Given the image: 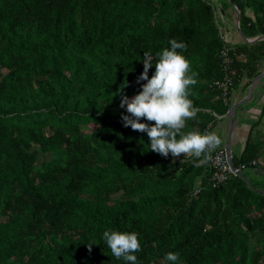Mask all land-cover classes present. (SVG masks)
Returning a JSON list of instances; mask_svg holds the SVG:
<instances>
[{
    "label": "trees",
    "instance_id": "trees-1",
    "mask_svg": "<svg viewBox=\"0 0 264 264\" xmlns=\"http://www.w3.org/2000/svg\"><path fill=\"white\" fill-rule=\"evenodd\" d=\"M232 3L242 36L263 37L264 0H0V264H126L105 229L137 231L140 264H168L170 250L184 264H264V173L252 166L264 145L248 140L232 157L242 174L213 188L211 160L148 150L121 119L122 97L146 82L144 51L174 37L197 73L185 130L212 131L232 106L213 86L223 46L234 87L264 64V39H222Z\"/></svg>",
    "mask_w": 264,
    "mask_h": 264
},
{
    "label": "clouds",
    "instance_id": "clouds-1",
    "mask_svg": "<svg viewBox=\"0 0 264 264\" xmlns=\"http://www.w3.org/2000/svg\"><path fill=\"white\" fill-rule=\"evenodd\" d=\"M169 44L170 47L162 48L155 55L144 51L143 71L137 77V83L146 82L133 97H122L120 107L126 108V112L121 113V119L124 126L147 133L148 150L165 157L171 154L174 158L181 153L185 154L184 158L191 154L199 158L194 160L199 165L212 159L221 138L214 131L185 130L187 121L197 117L198 109L190 98V86L197 83V73L190 71V61L178 51L185 49L186 43L172 37ZM153 65L154 71L149 77ZM151 121L154 123H149ZM139 236L137 231L117 229H105L102 233L112 254L126 264H140L136 255L142 249ZM164 260L168 264H184L177 251H167Z\"/></svg>",
    "mask_w": 264,
    "mask_h": 264
},
{
    "label": "crops",
    "instance_id": "crops-1",
    "mask_svg": "<svg viewBox=\"0 0 264 264\" xmlns=\"http://www.w3.org/2000/svg\"><path fill=\"white\" fill-rule=\"evenodd\" d=\"M227 18L228 17L225 19ZM221 21L224 23L222 19ZM227 22H229L228 19ZM231 24L237 26V16L234 17ZM231 42L238 43L232 40ZM263 72L264 64L262 73ZM241 85L244 86V84ZM234 89L232 91V106L236 105L233 118L234 121H231L229 117L223 116L219 119L216 126H214L215 129L213 128L212 131L216 132L221 138V144L217 148L228 146L233 156L241 157L248 140L249 143L252 142L255 145H264V77L260 79L254 87L251 84L248 88H244L237 93H234ZM249 105H252L253 111L248 110ZM258 128H260V133L256 131ZM236 130H238V136L243 133V141L240 143L241 140L238 138L240 142L234 145L231 135L232 132ZM261 151L259 161H255L256 163H253L252 166H259L261 170L260 173H264L262 169V165H264V147H262ZM259 174L255 175L258 176Z\"/></svg>",
    "mask_w": 264,
    "mask_h": 264
},
{
    "label": "built area",
    "instance_id": "built-area-1",
    "mask_svg": "<svg viewBox=\"0 0 264 264\" xmlns=\"http://www.w3.org/2000/svg\"><path fill=\"white\" fill-rule=\"evenodd\" d=\"M228 36H222V39L226 43L232 42L228 39ZM231 45L225 44L220 51V58L222 60V67L224 75L221 79L215 80L213 86L219 90V97L222 99L225 105L232 104V91L234 89V80L230 73V66L233 63V57L231 56ZM233 154L228 146L217 149L213 154L210 161L212 168L209 181L213 188H217L220 185L226 183L232 176H237L245 168L235 167L232 162ZM253 163H256L255 161ZM198 192V191H196Z\"/></svg>",
    "mask_w": 264,
    "mask_h": 264
},
{
    "label": "rangeland",
    "instance_id": "rangeland-1",
    "mask_svg": "<svg viewBox=\"0 0 264 264\" xmlns=\"http://www.w3.org/2000/svg\"><path fill=\"white\" fill-rule=\"evenodd\" d=\"M220 11V10H219ZM224 14H222V13H219V18H221L223 21H224V23H223V25H224V32L226 33V35H228V39L231 41H233V42H238V43H241V42H243L244 41V39H243V37L239 34V32H238V28H237V26H234V25H232L231 23L233 22V19H234V17H236L237 16V12L236 11H234V7H232V8H230V7H227L226 8V13H225V16H223ZM226 17H228L227 19L229 20V22H227V19H225ZM244 86L243 85H241V84H238L236 87H235V89H234V93H237L238 91H241L242 89H244L243 88ZM251 102V101H250ZM248 110L249 111H253L252 110V105H249V108H248ZM261 128V127H260ZM260 128H258L256 131L257 132H261L260 131ZM215 129V128H214ZM232 143L235 145V144H237L238 142H240V141H238V138L241 140V142L240 143H242V141H243V133H241L239 136H238V130H236V131H233L232 132ZM245 136V135H244ZM43 157V159H48L49 158V155H45V156H42Z\"/></svg>",
    "mask_w": 264,
    "mask_h": 264
},
{
    "label": "water",
    "instance_id": "water-1",
    "mask_svg": "<svg viewBox=\"0 0 264 264\" xmlns=\"http://www.w3.org/2000/svg\"><path fill=\"white\" fill-rule=\"evenodd\" d=\"M232 5H233V3H232ZM233 7H234V9L235 10H237L236 9V7L233 5ZM237 12V28H238V32H239V34L242 36V34H241V30H240V25H239V23H240V14H239V12L238 11H236ZM243 37V36H242ZM243 39L244 40H246L247 42H249V43H252V42H254V41H256V40H259V39H264V36L263 37H255V38H251V39H246V38H244L243 37ZM264 77V72L263 73H261L260 75H258L255 79H254V81L252 82V86L254 87L255 86V84L260 80V79H262ZM235 107H236V105H233V106H231L230 107V109L228 110V112L226 113V117H229L230 119H231V121H234V114H235ZM242 174V172H240L238 175H241Z\"/></svg>",
    "mask_w": 264,
    "mask_h": 264
},
{
    "label": "bare ground",
    "instance_id": "bare-ground-1",
    "mask_svg": "<svg viewBox=\"0 0 264 264\" xmlns=\"http://www.w3.org/2000/svg\"><path fill=\"white\" fill-rule=\"evenodd\" d=\"M15 129V128H14Z\"/></svg>",
    "mask_w": 264,
    "mask_h": 264
}]
</instances>
